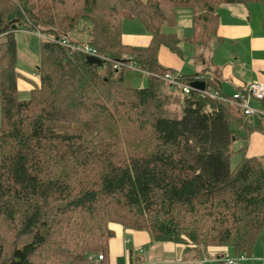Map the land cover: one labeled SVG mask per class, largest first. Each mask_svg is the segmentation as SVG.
<instances>
[{
    "label": "trees",
    "instance_id": "1",
    "mask_svg": "<svg viewBox=\"0 0 264 264\" xmlns=\"http://www.w3.org/2000/svg\"><path fill=\"white\" fill-rule=\"evenodd\" d=\"M253 2L264 8V0H0V264H110L114 224L199 252L252 255L264 239V157L243 153L232 166L233 104L175 93L163 76L190 84L204 76L209 90L218 79L179 74L158 56L162 46L182 55L180 39L162 32L178 7L192 8L191 41L208 46L219 5ZM126 18L150 32L147 47L123 41ZM82 22L103 63L43 39L40 84L21 99L16 31L60 38ZM130 64L149 74L146 87L126 85Z\"/></svg>",
    "mask_w": 264,
    "mask_h": 264
},
{
    "label": "crops",
    "instance_id": "2",
    "mask_svg": "<svg viewBox=\"0 0 264 264\" xmlns=\"http://www.w3.org/2000/svg\"><path fill=\"white\" fill-rule=\"evenodd\" d=\"M253 3L219 5L217 13L220 22L216 38L210 45L203 46V50L191 41L194 33L192 8L178 7L174 23L164 24L162 32L175 34L180 39L182 55L162 46L158 56L160 63L179 74L201 73L211 79L216 77L218 83L212 85L211 90L227 96L243 89L253 80L264 83V8ZM67 37L70 38L69 35ZM122 38L129 45L144 48L150 44L152 35L137 18H126ZM33 76L38 78L39 85L40 75ZM124 77L126 85L133 88H143L149 83V74L132 64L127 66ZM30 88L26 84L24 90ZM254 103L260 111L255 115L244 114V118L238 120L249 130L243 133L242 137L247 140L246 144L240 145V150L245 149L247 156L260 157L264 156V108L261 102ZM242 131L239 129V134ZM112 227L116 234L110 241V264H222L217 260L219 256H234L230 254L232 249L229 247L199 252L183 242L155 241L147 231L118 224ZM258 251L259 254L240 260L239 264H264L262 248ZM141 252L139 259L136 258L135 255Z\"/></svg>",
    "mask_w": 264,
    "mask_h": 264
},
{
    "label": "rangeland",
    "instance_id": "3",
    "mask_svg": "<svg viewBox=\"0 0 264 264\" xmlns=\"http://www.w3.org/2000/svg\"><path fill=\"white\" fill-rule=\"evenodd\" d=\"M253 4L263 6L260 2H254ZM85 23L82 22L80 26L72 31L69 34V37L72 41L78 42V43H85L89 42V35L88 32L85 30L86 28L83 26ZM49 36L40 37L34 32H28L23 29H19L16 31V40H17V53H18V61H17V77L19 82V97L21 99H28L30 97V89L32 87H35L38 85V78L33 76V74H36V76L39 75L38 73V66L41 61V53H40V43L43 39H47ZM198 47L203 50L202 45H198ZM198 60V58H197ZM187 62H189V58L187 59ZM26 84L29 86V90H24L26 87ZM232 110L234 113V116L236 117L235 125L233 127V131L237 135V139L233 143V154H232V166H235L236 163L240 160L243 153L246 151L245 149L240 150V145L242 143L246 144V140L244 139L243 133L246 131H249L245 129L244 126L240 125L238 123V120L241 118H244V113L238 110V107L235 105H232ZM3 114H2V104L0 100V126L2 124ZM239 129H243L241 132L242 134H239ZM264 157V156H260ZM264 160V159H263ZM200 248H203V244L201 243ZM217 247H227V246H211L209 248H217ZM208 248V249H209ZM262 248V253L264 255V239H259L257 242L253 252L252 257L256 254H259V249ZM207 250V249H205ZM230 254L234 255L232 251H230ZM139 255H142V252L139 254H136L135 257L139 259ZM227 255V254H226ZM251 256H249L250 258Z\"/></svg>",
    "mask_w": 264,
    "mask_h": 264
},
{
    "label": "built area",
    "instance_id": "4",
    "mask_svg": "<svg viewBox=\"0 0 264 264\" xmlns=\"http://www.w3.org/2000/svg\"><path fill=\"white\" fill-rule=\"evenodd\" d=\"M40 37L43 35L40 32L36 33ZM48 40L56 41L62 46L66 47L68 50L72 51H79L86 55H93L98 56L102 59H105L104 56L99 54L97 49L93 47L89 42L85 43H78L72 41L67 36H62L60 38H56L54 36H49ZM121 64V63H120ZM118 66V65H115ZM200 78H204L201 76ZM198 78L197 80H201ZM163 79L166 80L170 86L172 87L175 93H179L182 95H188L192 92V90H196L200 92L203 97H211L214 99H220L224 102L233 104L239 107L246 115H255L260 110L255 106V101H262L264 100V83L260 80H253L247 83L243 89L236 91L230 97L221 94L217 90H197L195 89L190 83L184 82L179 78L178 74H174L171 72L166 73L163 76ZM103 254H99L97 257H90V259H95L96 261L103 260ZM246 259L245 255L241 256H219L217 260L222 264H239L240 260Z\"/></svg>",
    "mask_w": 264,
    "mask_h": 264
},
{
    "label": "water",
    "instance_id": "5",
    "mask_svg": "<svg viewBox=\"0 0 264 264\" xmlns=\"http://www.w3.org/2000/svg\"><path fill=\"white\" fill-rule=\"evenodd\" d=\"M13 27L16 28L15 25ZM86 58L90 63H95V64L103 63V59L98 56L87 55ZM191 85L197 90H205L207 87L206 81H203V80L193 81Z\"/></svg>",
    "mask_w": 264,
    "mask_h": 264
}]
</instances>
